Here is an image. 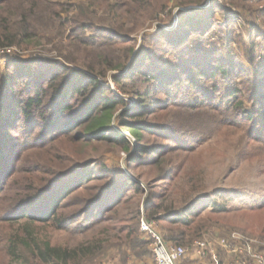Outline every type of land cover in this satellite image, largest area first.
Returning a JSON list of instances; mask_svg holds the SVG:
<instances>
[{
    "label": "rangeland",
    "instance_id": "1",
    "mask_svg": "<svg viewBox=\"0 0 264 264\" xmlns=\"http://www.w3.org/2000/svg\"><path fill=\"white\" fill-rule=\"evenodd\" d=\"M54 1L70 9L63 14L64 20L73 18L77 22H70L64 35L58 26L50 29L44 27V30L40 28L38 37L33 38L32 43L29 42L28 48L25 46L0 48L3 76L12 75L14 72L16 65L12 63L8 66V61L12 59L24 61V64L18 65L21 69L30 63L33 69L42 65L51 68V62H61L70 67L80 68L81 65L85 66L82 57L88 54L105 55L117 48L124 51V45L119 41L125 37L131 39L129 45H135V52L125 69L108 70L105 76L99 78L103 85L127 102L126 107L116 111L109 126V134L123 135L126 140H130L131 150L125 151L124 145L119 141L91 142L83 138L77 140L78 137H83L86 131L84 126L77 127L76 131L71 133L72 136L67 135L61 143L53 141L47 148L39 150L34 147L28 150L20 162L21 168L18 172L11 173L7 176V181L1 183V186L3 184V191L0 192L1 237L16 239L20 243V251L23 252L25 248L22 242L28 239L23 227L28 221L26 218H19L16 222L8 220L13 218L14 214L10 208L26 201L21 200L26 195L20 188H41L58 172L76 163H83L84 167L77 170L73 177L67 178L64 183L78 181L81 171H87L86 176L90 177L91 174L88 173H92L103 180L94 179L88 186L76 191L74 196H68L63 209L66 212L82 209L83 202L97 194L98 185H104L107 180L119 183L116 190L122 185L125 186L119 195L122 196L123 202L128 203H123L117 212H110L112 216L109 218L140 209L138 241L144 247L147 243L151 253L141 258L130 256L127 264H155L151 237L140 229L143 216L154 223L156 230L166 241L175 243L168 240L166 235L168 228H177L179 225L151 217L152 211L149 206L154 202L165 203L171 200H175L177 206H181L185 192L192 197L197 195L206 197L195 204V209L200 211V218H206L205 215L210 212L217 213V209L223 206L225 212H218L222 213L219 214L218 224L203 230L200 236L193 237L190 242L182 244L187 249V254L180 264H228L236 260L235 256L226 253L219 244L221 240L227 239L231 232H240L256 240L255 248L264 252V140L250 138L247 132L249 120L238 116L237 122L240 126L230 124L222 120L218 110L211 108L209 102L204 101L199 108H193L192 103L186 99V95H189V100L190 98L203 100L201 98L204 97L203 92L207 88L209 93L218 91L219 94H226L234 88L242 94L246 113L256 115L251 95L264 90V0H206L203 5L172 7L178 1L176 0L170 3V7L158 19L141 20L145 23L143 28L137 25V17L122 15L101 4L94 5L90 0ZM111 1L114 4L117 0ZM84 2L87 4L85 8H79ZM2 7L1 2L0 9ZM82 13H86L87 16L80 17ZM200 25H205L206 28L198 32ZM127 29H130V32L126 31ZM74 30L79 42L87 39L92 40L94 45L79 44L76 48L75 43L72 44L70 38L68 39ZM110 34L120 39L106 40ZM108 43H112L113 46H109ZM143 46L152 55L151 66L170 70L174 75L169 84L163 85L161 90L158 89L156 92L152 82L148 80L144 82V78L141 77L126 80L122 85L115 80V76L128 73V69L132 67L131 61ZM68 59H74L77 63H71ZM147 63L150 64L149 60L144 62L143 58H139V64L143 65L142 69H147L144 66ZM54 65H56L53 66L54 69L61 66ZM217 67H221L225 74L221 76L216 72L212 77L213 71L208 72V69L215 70ZM81 69L88 71L86 68ZM199 71L207 72L203 75ZM23 73V70L17 69L14 75L15 83L9 87L13 88V94L17 99L25 96L27 79L22 76ZM192 83L197 85L198 90L190 88ZM134 88H140V93H149L154 101L144 102V98L139 99L140 94L129 92ZM6 90L8 93L7 88ZM9 100L7 98L3 100L5 107ZM142 101L144 107L151 106V110L148 111L151 113L141 119L125 116L126 113L140 112ZM1 102L0 90V106ZM11 120L13 118L10 119V123ZM125 121H138L150 126V130L136 136L124 124ZM259 127L264 128V125L261 123ZM8 135L9 138L18 141V130L8 128ZM180 145L188 147L183 149ZM145 148L156 150L154 152L156 157L165 153L163 162L158 166L151 158L135 159L138 155H145L143 152ZM31 178L34 179L33 182L29 180ZM130 185L140 187L142 193L136 194L134 188H129ZM109 225V222L103 223L97 227L98 230L87 235L84 232L73 235L72 232L57 229L53 223L38 220L32 221L29 227L37 239L68 247ZM210 232L215 234L218 258L214 259L212 255L205 258L195 256V242L204 238L206 234H211ZM113 233L111 235H114ZM6 244L5 240L0 243V264L11 262ZM119 252V248L113 249L107 257L96 264H122Z\"/></svg>",
    "mask_w": 264,
    "mask_h": 264
},
{
    "label": "trees",
    "instance_id": "2",
    "mask_svg": "<svg viewBox=\"0 0 264 264\" xmlns=\"http://www.w3.org/2000/svg\"><path fill=\"white\" fill-rule=\"evenodd\" d=\"M173 1L176 2V0H117L113 4L111 0H90L94 5L101 4L107 9L120 12L122 15L137 17V25L142 28L145 23L141 20L145 18L149 21L158 19ZM1 2L3 7L0 9V48L13 46L28 48L29 42L32 43L33 38L38 37L41 31L40 28L44 30V27L50 29L58 26L61 34L64 35L68 24L72 21L77 22L73 18L64 20L62 18L63 14L70 9H66L64 4L56 3L54 0H0ZM205 2L206 0H178L172 7L203 5ZM86 5L84 2L79 8H85ZM69 7L71 8V6ZM79 16L85 18L87 14L82 13ZM39 25L42 27H39ZM205 28V25H200V29L197 31L200 32ZM122 29L125 30L123 26ZM126 31L130 32V29ZM69 38L72 44L75 43L76 48L79 47V44L82 46L94 45L92 40L83 39L79 42L76 30L69 35ZM125 38L119 41L124 45V51L117 48L112 49L110 53L105 55L88 54L86 57H82L85 66L81 65L80 68L70 67L61 62H51V68L42 65L33 69L30 67V63L27 67L24 66L21 69L18 65L24 64V61L12 59L10 62L8 61V66L12 63L15 64L14 72L12 75L7 74L4 77L0 66L2 97L0 106V192L3 191L2 186L7 181V176L18 172L21 168L20 162L28 150L34 147L39 148V150L47 148V145L53 141L61 143L63 138L71 135L80 126H84L86 131L83 137L77 138L79 141L82 138L91 142L94 140L119 141L124 145L125 151L129 152L131 150L130 140H126L123 135L113 136L109 134V126L116 111L126 107L127 102L124 98L115 95L99 79L100 76H105L108 70L121 71L125 69L130 62L135 52V45H129L132 40ZM105 39H112L111 41H113L120 38L110 34ZM108 45L113 46L112 43H108ZM139 58H143L144 62L149 60L150 64L144 65L147 69H142L143 65L139 64ZM69 60H71V63H77L74 59ZM151 60L150 51L143 46L131 61L132 67L128 69V73L115 76L116 82L122 85L126 80L141 77L144 78V82L147 80L152 82L154 92L158 89L161 90L163 85L165 86L171 82L174 75L171 74L172 71L170 70L156 69L151 66ZM54 64H60L61 66L54 69L53 66H56ZM81 68H86L88 71L86 72ZM134 68H136L135 71H132ZM17 69L23 70L22 76L27 79L25 96H20L18 99L13 94V88H9L12 87L11 84L14 82ZM206 72H200V74L206 75ZM208 72H212V77L216 75V72L221 76L225 74L221 67H217L215 70L208 69ZM212 77L209 76V78ZM120 88L125 91L123 87ZM190 88L198 90L197 85L194 83ZM140 90V88H134L129 92L140 94L139 99L143 100L144 98V102L154 101L149 93H140ZM203 95L204 97L201 98L203 100L197 98L195 100L190 98L189 100V95H186V99L189 103H192L193 108H199L200 104L205 103L204 101L209 102L211 108L218 110L222 120L230 124H238V116L242 117L241 119L249 120L250 125L247 126V132L250 138L264 140V128L259 127L261 123L264 125V90L253 95L250 94L256 115L246 113L242 94L237 89L233 88L226 94H219L218 91L209 93V88H207ZM148 97L149 99H147ZM6 98L10 100L5 107V101L3 100ZM144 102L142 101L140 105L142 106L140 112L126 113L125 116L141 119L146 114L151 113L148 112L151 110V106L144 107ZM11 118L13 120L10 123ZM124 124L136 136H141L143 131L150 130V126L138 121H125ZM238 125L240 126V124ZM6 126L9 129L18 130V141L9 138ZM180 146L183 149L188 147ZM155 151L151 148H145L143 150L145 155H138L135 159L147 160L151 158L154 159L152 162L159 166L164 160L165 153L156 157L154 155ZM83 167V163H76L58 172L41 188H20L21 192L26 195L21 200L25 199L26 201L10 208L13 209L14 214L13 218L8 220L16 222L19 218H26L28 222L23 228L28 239L22 242L25 250L21 252L20 243L16 239L11 237L7 239L4 236L2 238L0 233V243L3 240L7 241V255L11 259L9 264H96L107 257L115 248L120 250L122 264H127L130 256L141 258L151 254L148 250V244L146 243L144 247L138 241L137 226L139 224L140 209L137 208L127 212L126 215L109 218L112 216L110 212H117L123 203H128L123 202L122 196L119 195L120 192H123L125 186L122 185L116 190L119 183L115 181L107 180L104 185H98L99 191L83 202L82 209L70 212L64 211V202L68 196H74L76 191L81 187L85 188L94 179L97 181L103 180V178H98L92 173H88L91 174L90 177L86 176L87 171H81L78 181L64 183L67 178L73 177L76 171ZM29 180L34 181L33 178ZM1 183H3L2 186ZM129 188H134L136 194L142 193V189L136 185H130ZM204 198L206 197L202 195L192 197L188 192H185L182 199L183 205L181 206H177L175 200L165 203H151L149 206L152 211L151 217L158 221L178 224L179 227L177 228H168L166 238L175 242L172 244H186L193 237L200 236L203 230L218 224L220 221L219 214H222L218 212H225L223 206L217 209V213L210 212L205 215L206 218H200V211L195 209V204ZM161 214L163 215L159 216ZM34 220L53 223L57 229L72 232L73 235L78 232H84L87 235L89 232L98 230L97 227L103 223L109 222L110 225L93 235L92 232L90 237L85 236L73 246L63 247L53 245L48 240L41 241L37 239L34 236V231L29 227ZM0 222L2 223L1 220ZM112 232H114V235H111ZM34 261L36 263H33Z\"/></svg>",
    "mask_w": 264,
    "mask_h": 264
},
{
    "label": "built area",
    "instance_id": "3",
    "mask_svg": "<svg viewBox=\"0 0 264 264\" xmlns=\"http://www.w3.org/2000/svg\"><path fill=\"white\" fill-rule=\"evenodd\" d=\"M140 229L151 237L155 264H180L183 257L186 256L187 249L183 245L168 243L156 230L154 223L149 222L144 216L140 222ZM210 233L195 242V256L205 258L212 255L214 259L218 258L215 234ZM256 242L240 232H231L228 238L221 240L219 244L226 253L236 257V260L228 264H264V252L255 248Z\"/></svg>",
    "mask_w": 264,
    "mask_h": 264
}]
</instances>
